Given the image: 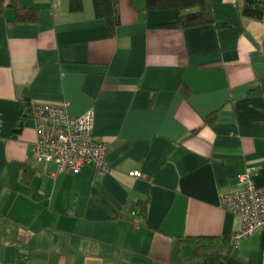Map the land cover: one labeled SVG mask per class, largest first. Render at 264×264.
I'll list each match as a JSON object with an SVG mask.
<instances>
[{
  "label": "crops",
  "instance_id": "0c3cea01",
  "mask_svg": "<svg viewBox=\"0 0 264 264\" xmlns=\"http://www.w3.org/2000/svg\"><path fill=\"white\" fill-rule=\"evenodd\" d=\"M210 1L215 22L178 28L166 24L190 9L120 0L114 35L93 0L76 11L22 0L40 9L36 21L0 14V264L201 263L178 236L241 228L219 196L247 167L264 185V17L241 15V0ZM26 100L66 102L72 115L93 107L109 170L37 157ZM232 254L264 264V227Z\"/></svg>",
  "mask_w": 264,
  "mask_h": 264
},
{
  "label": "built area",
  "instance_id": "2783aa9c",
  "mask_svg": "<svg viewBox=\"0 0 264 264\" xmlns=\"http://www.w3.org/2000/svg\"><path fill=\"white\" fill-rule=\"evenodd\" d=\"M29 113L36 122L33 150L37 157L57 163L60 170L78 171L86 165L92 166L95 172L109 170L105 158L107 142L93 134V107L80 115H72L66 102L33 100ZM251 174L252 168L247 167L238 174L240 187L219 196V204L240 214L242 219L241 228L232 236L234 244L264 227V185H256Z\"/></svg>",
  "mask_w": 264,
  "mask_h": 264
},
{
  "label": "trees",
  "instance_id": "16d2710c",
  "mask_svg": "<svg viewBox=\"0 0 264 264\" xmlns=\"http://www.w3.org/2000/svg\"><path fill=\"white\" fill-rule=\"evenodd\" d=\"M120 0H93L95 14L97 17L104 18L107 21L108 33L114 35L117 25L121 21ZM147 9H190L181 15V17L166 25L178 28H187L215 22L213 8L210 0H145ZM9 7L15 9V18L18 21H36L40 16V9L35 6H28L22 3V0H0V14L4 13ZM83 0H70V9L72 11L81 10ZM240 14L243 16L263 19L264 0H241ZM223 25V23H217ZM178 88L186 94L191 93L190 86L181 81ZM30 110V101L26 100ZM23 117L21 119L24 118ZM217 117V111L210 113L206 120L212 123ZM22 121V120H21ZM21 124L19 123L18 127ZM140 208L139 213L146 216L148 199L137 200ZM178 245L183 242L189 243L193 249L194 258H201L202 262H192L189 264H253L237 259L233 256L234 248L232 236H214V235H191L186 237H177Z\"/></svg>",
  "mask_w": 264,
  "mask_h": 264
},
{
  "label": "bare ground",
  "instance_id": "6f19581e",
  "mask_svg": "<svg viewBox=\"0 0 264 264\" xmlns=\"http://www.w3.org/2000/svg\"><path fill=\"white\" fill-rule=\"evenodd\" d=\"M137 174V173H136Z\"/></svg>",
  "mask_w": 264,
  "mask_h": 264
}]
</instances>
